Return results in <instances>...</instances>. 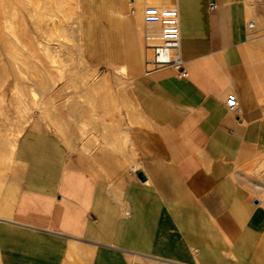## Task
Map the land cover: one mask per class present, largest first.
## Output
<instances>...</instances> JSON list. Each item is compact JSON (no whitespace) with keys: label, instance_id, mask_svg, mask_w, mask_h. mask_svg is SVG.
<instances>
[{"label":"crops","instance_id":"0c3cea01","mask_svg":"<svg viewBox=\"0 0 264 264\" xmlns=\"http://www.w3.org/2000/svg\"><path fill=\"white\" fill-rule=\"evenodd\" d=\"M106 1L136 68L143 1L147 33L160 26L147 6L177 9L186 77L167 67L133 86L158 150L129 171L111 153L72 157L27 134L21 184L22 173L6 183L0 264H264V0Z\"/></svg>","mask_w":264,"mask_h":264},{"label":"rangeland","instance_id":"374dc122","mask_svg":"<svg viewBox=\"0 0 264 264\" xmlns=\"http://www.w3.org/2000/svg\"><path fill=\"white\" fill-rule=\"evenodd\" d=\"M16 1L0 0V216L3 218L10 214L2 209L14 201L6 183L17 181L15 174L22 173L18 178L21 184L25 169L22 171L16 162L18 145L30 132L52 136L72 157L111 153L115 166L129 171L139 165L140 156L146 157L158 150L150 128L138 115L133 93L135 77L151 70L145 48L148 27L142 16L147 3L143 1L139 8L143 56L136 68L131 62L130 31L124 30L121 23L124 17L121 14L115 20L113 15L116 14L106 13L112 11L106 0H90L85 6L82 5L84 0H33L45 2L39 24L32 22L34 14L26 3L29 0H22L27 13L24 11L26 14L19 19L20 24L15 23L19 17L13 16L9 2ZM124 1L129 7V0ZM162 4L161 9L169 2ZM14 7L18 6L14 4ZM127 16L131 23L136 20L135 15ZM3 19L8 20L6 26L2 24ZM12 56H17L16 63L37 83L27 82V88L23 81L16 79ZM119 66L124 69L120 70ZM45 81L55 82L54 87L44 88L41 83ZM77 105L81 106L80 110ZM107 137L123 143L127 149L114 148ZM10 143L16 148L13 158ZM87 144L89 150L91 147L88 153L84 149Z\"/></svg>","mask_w":264,"mask_h":264},{"label":"built area","instance_id":"2783aa9c","mask_svg":"<svg viewBox=\"0 0 264 264\" xmlns=\"http://www.w3.org/2000/svg\"><path fill=\"white\" fill-rule=\"evenodd\" d=\"M210 8L214 9L215 5L211 3ZM145 13L149 19H158L161 23L156 32H146L145 35V48L149 53L148 64L151 70L171 67L178 72L180 77H186L187 71L180 47L177 9L175 7L161 9V7L152 4L145 8ZM249 26L252 28L254 22L251 21ZM226 104L230 111H235L238 106L234 96H230Z\"/></svg>","mask_w":264,"mask_h":264},{"label":"bare ground","instance_id":"6f19581e","mask_svg":"<svg viewBox=\"0 0 264 264\" xmlns=\"http://www.w3.org/2000/svg\"><path fill=\"white\" fill-rule=\"evenodd\" d=\"M37 2V1H36ZM44 2V1H43ZM43 2H41V3H35L33 0H29V2H26L27 3V5H28V7L30 6L31 7V11H33V19H32V22H33V24H39L40 23V21H41V16H42V11H43V9H44V7H45V2L43 3ZM11 5H12V10H11V13L13 14V16H17L18 15V19L15 21V23H17V24H20L21 22H19V19H23L24 18V16H25V14L27 13V11L24 9V5H22V0H17L15 3H13V2H9ZM79 3V2H78ZM14 4H16L18 7H14ZM24 11H26V13H24ZM20 13H21V16H20ZM23 16V17H22ZM51 18H52V16H51ZM63 20V19H62ZM65 21V20H64ZM2 24H3V26H6L7 24H8V20L7 19H3V21H2ZM0 27H1V21H0ZM59 27V26H58ZM57 28V27H56ZM55 28V29H56ZM61 29V28H60ZM152 30H154V29H152ZM61 43H59V46H61L60 45ZM55 46V45H54ZM51 47V46H50ZM54 48V47H53ZM58 48V47H57ZM69 49V48H68ZM47 50V49H46ZM76 50V49H75ZM81 50V49H80ZM31 51L34 53V50H32L31 49ZM60 51V50H59ZM53 52V51H52ZM57 52V51H56ZM55 54V53H54ZM53 54V55H54ZM87 55H90V54H87ZM83 58V57H82ZM12 59H13V61H14V63H16L17 62V56H12ZM16 60V61H15ZM67 60V59H66ZM80 60V59H79ZM81 61V60H80ZM69 62H70V60H69ZM78 62V61H77ZM120 70L122 69H124V68H122V67H118ZM128 68V67H127ZM13 69H15L16 71H17V74L15 75L16 76V79H18L19 81H23L22 82V84H24V86L27 84V82H29L30 83V85L31 84H33L34 85V83H37V82H35L34 81V79H32V77H30V76H28L27 74H26V72L24 71V69L21 67V66H19V64H15V66H14V68ZM46 71V70H45ZM44 71V72H45ZM76 71V70H75ZM79 71V70H78ZM48 72V71H47ZM47 72H46V74L45 75H47ZM78 73V72H77ZM24 74H25V78H24ZM52 74V73H51ZM54 74V73H53ZM81 74V73H80ZM84 76V75H83ZM96 77V76H95ZM48 78V77H47ZM26 79V80H25ZM51 80V79H50ZM19 81H17V82H19ZM49 81V80H48ZM55 81V80H54ZM16 82V81H15ZM51 82V81H50ZM56 82V81H55ZM55 82H53V84L51 83V84H48V82L47 81H45L44 83H41V84H43L42 86L44 87V88H53L54 87V85H55ZM82 82V81H81ZM14 83V82H13ZM28 83V84H29ZM10 84H12L11 82H10ZM21 84V85H22ZM38 84H39V82H38ZM23 86V88H25V87H29L28 85H26L25 87ZM13 87V86H12ZM22 88V87H21ZM27 88H25V89H27ZM30 90H32V89H30ZM44 91H46V90H44ZM29 93V92H28ZM6 94H7V92H6ZM2 96V95H1ZM50 97H52V95H50ZM96 98V97H95ZM47 99H48V97H47ZM1 100V99H0ZM4 100V99H3ZM88 100H90V99H88ZM96 100V99H95ZM93 101V100H92ZM1 102V101H0ZM39 103V102H38ZM42 103V102H41ZM44 103H46L45 101H44ZM0 104H2V103H0ZM40 104V103H39ZM42 105H44V104H42ZM80 105V104H79ZM79 105H77L78 106V109L80 110V108L79 107H81V106H79ZM47 106V105H46ZM43 107V106H42ZM41 107V108H42ZM56 107V106H55ZM72 107H74V106H72ZM83 107V106H82ZM57 108V107H56ZM70 108V107H69ZM82 109V108H81ZM71 110V109H70ZM72 110H75V107H74V109H72ZM77 110V109H76ZM83 110V109H82ZM73 112V111H72ZM77 112V111H76ZM91 112H93V111H91ZM85 113V112H84ZM48 115V114H47ZM50 119V118H49ZM52 119V118H51ZM52 121H54V119H52ZM116 124H118V122L117 123H115V124H113V125H116ZM111 127H112V125H110ZM112 128H114V127H112ZM123 130H124V128H122ZM117 130H118V127H117ZM61 131V130H60ZM122 131V130H121ZM74 132H76V131H74ZM82 132H84V131H82ZM126 132V131H125ZM66 133V131H63V134H65ZM109 133V132H108ZM108 133H106V134H108ZM110 133H112V131H110ZM109 133V134H110ZM118 133H120V132H118ZM124 133V132H123ZM127 133V132H126ZM113 134V133H112ZM117 134V133H116ZM128 134V133H127ZM77 135V134H76ZM119 135V134H118ZM121 135V134H120ZM126 135V134H125ZM79 136V135H78ZM107 136V135H106ZM106 136H104V137H106ZM110 136V135H109ZM108 136V137H109ZM113 136V135H112ZM117 136V135H116ZM74 138L73 139H75L76 138V140H77V137H75V136H73ZM107 137V138H108ZM117 137H120V136H117ZM112 137H110V139H111ZM114 138L116 139V137L114 136ZM124 138H125V136H124ZM109 138H108V140L110 141L109 142V145L111 144V145H113L114 146V148H120V146H123V143H124V145H125V141H123L122 139H121V137H120V140H122L123 141V143L121 144V143H117V141L116 142H114L113 140L114 139H112V140H110ZM129 139V138H128ZM118 140V139H117ZM121 141V142H122ZM108 142V141H107ZM92 143H93V141H92ZM8 144V143H7ZM121 144V145H120ZM88 145L89 144H87V147H84V149L85 150H87L86 152L88 153V150H89V147H88ZM6 146H8V145H6ZM90 146V145H89ZM3 147H4V145H3ZM9 147H10V154H11V157L13 156V154H15V152H16V148H15V146L12 144V143H10V145H9ZM75 147V146H74ZM92 147H94V146H92ZM5 148V147H4ZM116 148V149H117ZM122 148V147H121ZM124 148H126V146H123V148L122 149H124ZM115 149V150H116ZM127 149V148H126ZM90 150H91V147H90ZM89 150V151H90ZM121 150V149H120ZM123 151V150H122ZM124 152V151H123ZM86 153V154H87ZM125 153V152H124ZM131 154V153H130ZM123 155V154H122ZM13 158V157H12ZM141 166V165H140ZM134 170H137L138 168H139V165H136V166H133L132 167Z\"/></svg>","mask_w":264,"mask_h":264},{"label":"water","instance_id":"95a60500","mask_svg":"<svg viewBox=\"0 0 264 264\" xmlns=\"http://www.w3.org/2000/svg\"><path fill=\"white\" fill-rule=\"evenodd\" d=\"M139 177H140L142 180H145V176H144V174L139 173Z\"/></svg>","mask_w":264,"mask_h":264}]
</instances>
